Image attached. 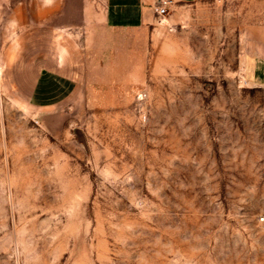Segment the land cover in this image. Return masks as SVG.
Segmentation results:
<instances>
[{
  "label": "rangeland",
  "instance_id": "rangeland-1",
  "mask_svg": "<svg viewBox=\"0 0 264 264\" xmlns=\"http://www.w3.org/2000/svg\"><path fill=\"white\" fill-rule=\"evenodd\" d=\"M46 1L0 0V264H264V86L243 73L264 3L173 2L116 42ZM64 57L126 81L40 105Z\"/></svg>",
  "mask_w": 264,
  "mask_h": 264
},
{
  "label": "crops",
  "instance_id": "crops-1",
  "mask_svg": "<svg viewBox=\"0 0 264 264\" xmlns=\"http://www.w3.org/2000/svg\"><path fill=\"white\" fill-rule=\"evenodd\" d=\"M158 0H51L46 1L45 9L67 11L73 15L67 21L57 24L75 25L83 28V33L108 34L109 38L117 42L132 40V32L136 30H146L151 26L155 19L154 6ZM179 3H191L197 0H172ZM264 3V0H259ZM94 11L86 17L85 11ZM64 20V19H63ZM85 27H92L86 29ZM105 35V34H104ZM254 42L260 43L259 53H244V75L249 83L257 86H264V29L253 37ZM115 52V51H114ZM126 53V48L118 51V57ZM124 56V55H123ZM257 58H261L257 59ZM100 59V57H99ZM48 60V59H47ZM58 64L54 60H48L42 67L43 76L37 78L38 88L46 91H56L55 97L49 101L40 102L45 107H55L73 100L80 93L83 97L90 96L89 90L110 89L112 85L126 81L121 78H98L91 77V70L97 68L92 63L91 67L86 63L85 57L74 60L64 57ZM116 64V63H115ZM107 70V67H104ZM109 69V68H108ZM119 65L112 69L116 73L121 71ZM114 71V72H115ZM44 84V85H40ZM57 95V96H56ZM97 98V94L95 95ZM101 96V95H100ZM114 98L116 96L114 95Z\"/></svg>",
  "mask_w": 264,
  "mask_h": 264
},
{
  "label": "built area",
  "instance_id": "built-area-1",
  "mask_svg": "<svg viewBox=\"0 0 264 264\" xmlns=\"http://www.w3.org/2000/svg\"><path fill=\"white\" fill-rule=\"evenodd\" d=\"M173 3L172 0H158L157 3L154 6V13L156 17L159 19L161 17H164L167 8Z\"/></svg>",
  "mask_w": 264,
  "mask_h": 264
}]
</instances>
